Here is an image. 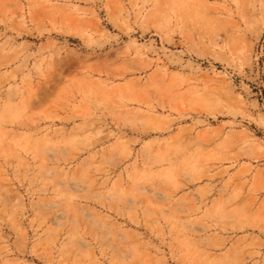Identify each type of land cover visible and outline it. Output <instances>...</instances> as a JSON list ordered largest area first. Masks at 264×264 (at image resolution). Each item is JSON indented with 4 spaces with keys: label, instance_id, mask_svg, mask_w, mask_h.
Returning a JSON list of instances; mask_svg holds the SVG:
<instances>
[{
    "label": "rangeland",
    "instance_id": "obj_1",
    "mask_svg": "<svg viewBox=\"0 0 264 264\" xmlns=\"http://www.w3.org/2000/svg\"><path fill=\"white\" fill-rule=\"evenodd\" d=\"M0 264H264V0H0Z\"/></svg>",
    "mask_w": 264,
    "mask_h": 264
}]
</instances>
